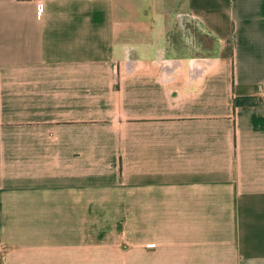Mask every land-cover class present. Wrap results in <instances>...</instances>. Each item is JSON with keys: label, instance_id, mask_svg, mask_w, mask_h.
Masks as SVG:
<instances>
[{"label": "crops", "instance_id": "crops-1", "mask_svg": "<svg viewBox=\"0 0 264 264\" xmlns=\"http://www.w3.org/2000/svg\"><path fill=\"white\" fill-rule=\"evenodd\" d=\"M264 0H0V264H264Z\"/></svg>", "mask_w": 264, "mask_h": 264}, {"label": "built area", "instance_id": "built-area-1", "mask_svg": "<svg viewBox=\"0 0 264 264\" xmlns=\"http://www.w3.org/2000/svg\"><path fill=\"white\" fill-rule=\"evenodd\" d=\"M260 96L264 100V86L260 89Z\"/></svg>", "mask_w": 264, "mask_h": 264}]
</instances>
